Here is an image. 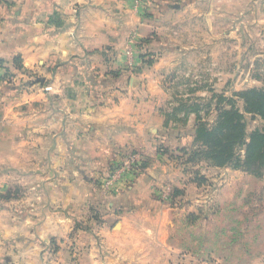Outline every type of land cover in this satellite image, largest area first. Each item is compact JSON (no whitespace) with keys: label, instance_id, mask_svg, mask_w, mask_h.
<instances>
[{"label":"crops","instance_id":"crops-1","mask_svg":"<svg viewBox=\"0 0 264 264\" xmlns=\"http://www.w3.org/2000/svg\"><path fill=\"white\" fill-rule=\"evenodd\" d=\"M175 1L0 0V264H177L158 187L196 115L165 125L162 31L202 0Z\"/></svg>","mask_w":264,"mask_h":264},{"label":"rangeland","instance_id":"rangeland-1","mask_svg":"<svg viewBox=\"0 0 264 264\" xmlns=\"http://www.w3.org/2000/svg\"><path fill=\"white\" fill-rule=\"evenodd\" d=\"M187 1L175 2L183 7ZM209 1L182 9L177 22L169 21L171 26L163 29V36H173L164 41L172 54L181 50L175 57L176 68H161L159 84L164 87L160 107L171 118L182 104H200L205 122L213 126L217 106L229 108L220 96L233 97L235 92L264 86V0H215L213 10ZM30 77L41 82L42 77ZM237 106L244 112L243 101L237 99ZM178 113L182 116L184 110ZM176 126L184 124L180 121ZM258 128L264 130V120L246 113L247 133ZM184 144L189 145L190 139ZM191 145L182 149L186 153L167 151L165 159L176 183L166 177L171 189L158 187L164 196L161 207H179L167 224L172 230L170 241L177 247L176 263L212 264L220 259L225 264H264V173L257 177L242 169H217L202 158L189 162ZM164 150L159 146L160 153ZM183 180H192L199 188L193 184L187 194L179 193Z\"/></svg>","mask_w":264,"mask_h":264},{"label":"trees","instance_id":"trees-1","mask_svg":"<svg viewBox=\"0 0 264 264\" xmlns=\"http://www.w3.org/2000/svg\"><path fill=\"white\" fill-rule=\"evenodd\" d=\"M15 63L20 66V57L15 58ZM9 77L12 75L7 72L1 78L5 80ZM234 95L220 96V100L226 101L229 108L217 106L218 117L213 126L205 122L200 104L188 103L182 104L183 109H174L172 116L175 117L167 114L165 125L180 121L187 125L190 115H196L195 143L189 162L202 158L218 167L242 169L260 177L264 173V130L258 128L248 134L246 113L264 120V86L241 90ZM237 99L243 101L244 112L237 106ZM181 110H184L182 116L178 113Z\"/></svg>","mask_w":264,"mask_h":264},{"label":"built area","instance_id":"built-area-1","mask_svg":"<svg viewBox=\"0 0 264 264\" xmlns=\"http://www.w3.org/2000/svg\"><path fill=\"white\" fill-rule=\"evenodd\" d=\"M136 160H137V156H135V155L133 156V155H132V156H131V160H130V162H136Z\"/></svg>","mask_w":264,"mask_h":264},{"label":"water","instance_id":"water-1","mask_svg":"<svg viewBox=\"0 0 264 264\" xmlns=\"http://www.w3.org/2000/svg\"><path fill=\"white\" fill-rule=\"evenodd\" d=\"M38 80H39V81L41 80V82L44 81V79H42V78H38Z\"/></svg>","mask_w":264,"mask_h":264}]
</instances>
